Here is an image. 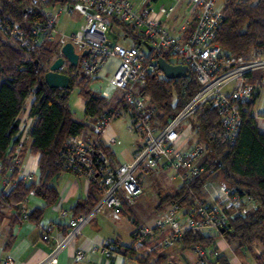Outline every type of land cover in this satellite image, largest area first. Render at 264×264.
<instances>
[{
    "label": "built area",
    "instance_id": "obj_1",
    "mask_svg": "<svg viewBox=\"0 0 264 264\" xmlns=\"http://www.w3.org/2000/svg\"><path fill=\"white\" fill-rule=\"evenodd\" d=\"M29 1L23 9V23L7 14L0 5L2 39L15 42L27 55L35 46L53 41L59 43L61 55V46L70 41L79 53L80 71L93 79L111 57H117L119 62L108 77V84L122 92L117 105L94 118L92 131L87 135H71L65 141L63 166L69 171L85 175L89 182L96 183L101 196L88 212L76 214L74 211L62 210V215L68 216L67 231L64 237L55 240L50 254L37 263L50 264L55 262L63 247L75 241L94 214L112 209L118 215L124 205L132 203L142 193L141 181L136 174L138 168L144 171L158 170L161 166L171 168L173 175L184 186H189L204 172L205 166L200 159L205 153V145L196 142L190 147H184L186 137L181 129L182 122L189 120L202 105L210 103V107L216 109L227 141L234 143L242 124L240 104L251 99L255 87L247 80L246 74L264 70V48L253 47L249 57L223 53L221 45L214 40L216 29L224 15L221 6L217 4L219 0H192L196 8L195 24L184 39L170 30L150 6L138 7L131 0ZM76 8L81 9L84 14V28L71 34L60 33L57 29L58 18L64 12L71 14ZM35 11L38 16L32 21H25ZM174 11L173 5L159 9L160 14L167 17L172 16ZM117 22L126 24L142 36L137 44H114L112 31ZM111 40L113 42L109 44ZM143 41H147L151 48L148 49ZM84 50L87 53L83 55ZM163 51L172 53L181 64L187 66L188 71L198 80L200 89L180 110L168 116L160 125L156 116L157 106L148 102L140 87L144 85L149 71L159 69L157 58L162 56L159 54ZM1 79L0 76V81ZM262 81L264 83V76ZM230 84V90L226 91V86ZM125 114L129 117L128 129L139 132L143 142L130 161L117 163L113 154L104 148L112 147L116 137L110 136L105 140L103 136L111 121ZM22 145L21 137L11 156L12 165L5 173L2 172L0 162V173L6 186L12 187L17 182V178L11 180L9 174L21 160ZM20 177L29 181L33 175ZM227 190L230 197L225 201L210 202L195 197L193 206L186 213L181 212L180 200H171L167 207L155 213L153 226L137 229V241L142 242L155 229L170 228L162 238L161 245L171 247L179 242L186 229H213L217 232L222 228L226 229L231 217L229 202L239 197L235 195L233 188ZM19 203L23 205L22 218L28 219L31 212L27 206L28 195ZM251 203L254 208L257 207L255 202ZM43 238L49 239V234L45 233ZM111 245L112 241L105 240L102 248L108 251ZM193 249L197 254L195 264H210L219 255L217 249L200 243L195 244ZM86 258V251L78 249L70 264H78ZM13 260L8 257L6 264H13Z\"/></svg>",
    "mask_w": 264,
    "mask_h": 264
},
{
    "label": "trees",
    "instance_id": "obj_2",
    "mask_svg": "<svg viewBox=\"0 0 264 264\" xmlns=\"http://www.w3.org/2000/svg\"><path fill=\"white\" fill-rule=\"evenodd\" d=\"M29 3V0H1L0 5L7 14L23 23V9ZM223 13L214 40L221 45L224 54H242L249 57L253 47L264 48V0H226ZM36 16L38 13L35 11L25 21H32ZM117 26L122 28L125 35L131 36L136 44L142 38L122 22H117ZM59 55V43L56 41L43 42L27 55L15 42L4 40L0 36L2 172L5 173L12 165L11 156L16 144L21 140L18 116L31 94L34 98L29 113L35 120L30 130L32 141L29 151L39 153L38 180L26 181L20 177L19 162L9 174V178H17V182L7 192L0 193V205H13L30 193L41 197L47 204H53L58 199L55 180L62 171L68 170L62 162L66 139L76 134L87 135L93 129L94 118L115 106L100 91L92 89L91 84L95 79L84 76L79 64L70 65L66 62L61 68L62 72L70 76L69 88L49 87L43 80L44 73ZM159 55L170 61L172 53L163 51ZM251 74L252 72L246 74L247 80ZM74 87L83 98L85 120L74 117L69 100L71 89ZM199 89L200 84L193 73L187 77L167 78L157 69L148 72L141 93L149 103L157 106V122L162 125L168 116L180 110ZM256 95L257 92L253 90L251 99L240 104L242 124L233 144L227 141L220 117L216 109L210 107V103L202 105L188 120L189 123L192 122L193 133L198 137V142L205 145V170L189 186L181 185L175 193L167 194L166 201L180 200L181 212L186 213L193 206V199L201 196L204 179L216 176L215 172L220 170L224 173L225 183L232 185L230 187L235 190V195L247 197L255 202L257 207L248 214L230 217V225L223 232L184 230L178 242L183 248H193L195 244L200 243L215 249L218 234L229 243L236 244L237 248L251 249L256 243H264V129L259 128L253 113ZM104 148L113 154L111 147ZM26 150L27 145L23 141L20 158ZM96 202L91 203L92 206L86 212ZM136 231L133 232L134 244L119 245L126 255H134L137 250L143 248V245L135 246ZM151 251L140 252L137 258L147 263ZM153 252L159 258L151 264H175L165 263L163 255ZM258 261L264 264V250L259 254ZM210 264H229V260L225 254H219Z\"/></svg>",
    "mask_w": 264,
    "mask_h": 264
},
{
    "label": "crops",
    "instance_id": "obj_3",
    "mask_svg": "<svg viewBox=\"0 0 264 264\" xmlns=\"http://www.w3.org/2000/svg\"><path fill=\"white\" fill-rule=\"evenodd\" d=\"M131 1L138 7H144L145 5L150 6L160 20L165 23L170 30L175 31L181 39L186 38L193 29L196 19V8L192 0H160V3H158V0ZM152 1H156L155 4L152 3ZM170 5H173L175 8L172 16L167 17L160 14V7ZM116 33L115 30L112 31V35H115L117 38L118 35ZM118 62L119 60L117 57H111L108 63L96 76L95 80L98 81L102 77H106L108 80V77L117 67ZM263 76L264 70L259 69L253 71L248 77V81L254 84V91L257 92L253 104V113L256 116L257 125L261 130L264 129V116H262V114H264ZM230 88L231 84L227 85L226 91H229ZM118 90L119 89L112 94L103 90V95L110 100L114 99L113 104L116 105L122 94L121 90ZM33 98L34 96L32 94L27 97V99H30L29 104L27 106L25 101V106L18 116L21 137L27 145V150L22 153L18 171L20 176L32 174V180L37 181L39 174V153L29 151V145L32 141V138H30V130L35 120L29 113ZM181 129L184 133L183 128ZM110 132V128L109 130L107 128L103 136L105 140L112 136ZM191 134L193 135V142L186 138L184 147H190L198 142L194 133L191 132ZM141 145L142 143L136 145L130 158L123 162L130 161ZM111 150L113 152L114 161L122 163L119 162L113 146ZM55 184L58 189V199L53 204H47L45 200L33 193L28 194L27 206L31 211L28 219L22 218L21 208L23 205L19 202L13 205H0V264H6L8 257L14 259L13 264H37L42 261L52 251L55 240H60L67 231L68 216L62 215V210L84 213L92 206L90 204L96 202L101 196V190L96 183L89 182L88 178L83 174H78L69 170L62 171L55 180ZM180 186L181 181L178 188ZM10 188L11 187L5 185L4 177L0 173V193L7 192ZM164 202L169 203L170 201L159 199L155 211L167 207L168 203L167 205H163ZM150 220L152 219L138 221L130 204L124 205L121 213L118 215H116L112 209L98 212L83 226L81 233L77 236L75 241L63 247L57 254L55 262L50 264L72 263L78 249L86 251L87 254V258L79 261L78 264H151L156 261V258H159L155 256L153 251L158 252V255H163L165 257V263H196L197 254L193 248H183L179 243L171 247H164L161 245L162 238L170 231V228L155 229L154 232L142 242L137 241L135 246L143 245V248L137 250L136 254H124L122 247H119V245L134 244L135 238L133 232L139 227L153 226L154 223L150 224ZM49 227L50 230H48ZM45 233L49 234V239L43 238ZM214 233L218 232L214 230ZM217 239L219 240L217 241ZM105 240L112 241V245L108 248V251L102 248V244ZM232 244L233 243H229L222 235H217L215 249L219 251V254H225L227 256L229 264H260L258 256L264 249L259 252L254 250V256H243L241 259L236 255L234 249L232 250V256L226 253L227 250L232 248ZM148 251L152 253L149 262H141L137 258V255L140 252L143 253Z\"/></svg>",
    "mask_w": 264,
    "mask_h": 264
},
{
    "label": "rangeland",
    "instance_id": "obj_4",
    "mask_svg": "<svg viewBox=\"0 0 264 264\" xmlns=\"http://www.w3.org/2000/svg\"><path fill=\"white\" fill-rule=\"evenodd\" d=\"M140 1V0H139ZM136 0V2H139ZM151 1V0H150ZM156 1H152L155 4ZM226 0L217 1L218 6H221L223 11V7ZM160 3V0H158ZM147 6V5H145ZM85 20L84 14L81 9L76 8L71 14L64 12L57 21V29L63 34H71L73 32H80L84 28ZM114 30L117 32L118 37L114 40V44H121L123 46H130L133 44V40L131 36H126L122 28L119 26H114ZM170 60L172 63H182L176 56L171 55ZM93 90L100 91L102 94L104 91L112 94L117 89L112 88L108 84V80L106 77L100 78L98 81H94L91 84ZM143 88V86H142ZM104 90V91H103ZM119 91V90H118ZM105 96V95H104ZM29 100H26V105L28 106ZM70 104L72 109L74 110L75 118L82 120L84 116V101L83 98L78 94L77 88L74 87L71 89L70 93ZM114 99H111L113 103ZM129 117L125 114L122 116H118L111 121L108 126V130L110 128V134L116 137V142L113 147L116 151L117 158L119 162L126 161V159L130 158V155L136 145L143 142L142 135L135 132L134 130H129L127 126ZM192 122L189 123L188 120L182 122L181 128L184 130L185 137L193 142V127L191 126ZM191 131V132H190ZM196 138H198L195 135ZM194 137V138H195ZM204 144V143H202ZM206 154L204 153L201 157L200 161H203ZM224 170V169H223ZM216 176H211L204 179L205 184L201 192V199L205 201H225L230 196L227 192V189H230L231 184L225 183L224 173L218 170ZM136 174L139 177L142 185V193L138 195L132 203H130V207L132 211H134L135 216L138 218V221L148 220L149 223H154V215L157 211H155V207L158 204L159 199H164L166 201L167 194H173L177 191L180 179L173 175L172 169L168 167L161 166L159 170L153 169L149 171H144L142 168H138L136 170ZM227 182V181H226ZM227 190V191H226ZM168 203V202H167ZM167 203H163V205H167ZM229 213L232 216L237 214H248L254 211L253 204L247 197H236L232 201L229 202L228 205ZM155 211V213H154ZM208 233H214L213 229H207ZM219 239H217L218 241ZM232 248L227 250L226 253L228 255H233L232 250L236 251V255L241 259L243 256L255 255V251L259 252L264 249V243H256L254 247L250 250L246 248H237L236 244H232ZM255 250V251H254Z\"/></svg>",
    "mask_w": 264,
    "mask_h": 264
},
{
    "label": "water",
    "instance_id": "obj_5",
    "mask_svg": "<svg viewBox=\"0 0 264 264\" xmlns=\"http://www.w3.org/2000/svg\"><path fill=\"white\" fill-rule=\"evenodd\" d=\"M113 39L116 38L115 35H112ZM112 40L109 41V44H112ZM143 43L150 49V45L147 41ZM87 53V50H84L82 54ZM79 60V53L76 52L75 47L72 42L67 41L61 46V55L56 57L50 64L49 69L44 73L43 80L47 83L49 87H60L67 89L70 86V76L61 71V68L65 62H69L70 65H77ZM38 61H36V64ZM157 64L159 69L163 72L164 76L167 78H180L190 76L191 73L188 71L185 64H174L168 61L166 58L160 56L157 58ZM230 225V224H229ZM225 229H221L223 232Z\"/></svg>",
    "mask_w": 264,
    "mask_h": 264
}]
</instances>
